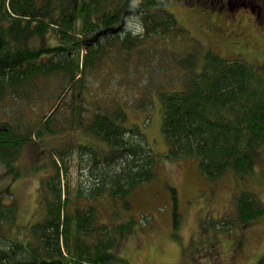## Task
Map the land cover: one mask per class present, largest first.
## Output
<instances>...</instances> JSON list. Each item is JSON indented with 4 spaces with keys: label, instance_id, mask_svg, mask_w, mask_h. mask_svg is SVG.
I'll return each mask as SVG.
<instances>
[{
    "label": "trees",
    "instance_id": "obj_1",
    "mask_svg": "<svg viewBox=\"0 0 264 264\" xmlns=\"http://www.w3.org/2000/svg\"><path fill=\"white\" fill-rule=\"evenodd\" d=\"M169 1L0 0V114L4 106L16 107L8 118L0 115V163L17 173L23 146L65 126L81 127L116 149L111 155L81 143L50 149L38 185L43 216L30 225L25 242L0 234L7 241L0 245V264H130L118 247L131 222H102L96 204L82 206L78 199L109 196L128 208L132 190L155 178L156 154L138 126L121 124L126 116L120 106L85 117L73 103L71 114L61 116V128L55 116L59 106L36 120L21 109L24 103L33 108L37 95L51 88L50 80L63 101L75 85L84 87L85 75L111 51L117 61L169 65L173 70L168 72L181 79L160 90L166 156L197 158L209 181L228 170L246 174L262 158L264 70L204 49L167 10ZM73 148L90 182L78 188L74 202L62 182ZM5 191L0 190V225L14 221L16 214L15 202L3 199ZM233 207L236 222L243 225L263 211L257 192L248 189L236 194Z\"/></svg>",
    "mask_w": 264,
    "mask_h": 264
},
{
    "label": "rangeland",
    "instance_id": "obj_2",
    "mask_svg": "<svg viewBox=\"0 0 264 264\" xmlns=\"http://www.w3.org/2000/svg\"><path fill=\"white\" fill-rule=\"evenodd\" d=\"M231 1L236 8L235 1L243 0ZM251 6L255 7L253 3H241L235 10L225 8L227 17L223 20L219 18L220 4L215 0H170L167 10L204 49L224 58L242 59L264 70V4L256 20ZM129 25H134V20ZM110 53L95 71L85 75L84 87L78 89L75 85L63 101L58 99L56 86L52 87L54 82L47 79L51 88L45 95H37L35 106L21 105L25 116L35 120L59 106L55 112L58 128L62 127L61 116L71 114L73 103L81 107L80 114L85 117L98 109L120 106L126 116L121 124L138 126L156 154L155 178L132 190L128 208L121 199L109 196L96 201L82 196L78 203L96 204L102 222H131L118 247L130 264H258L264 257V153L250 172L237 174L228 170L214 181L202 174L197 158L166 156L169 146L162 131L160 90L181 79L168 72L173 70L169 65L158 66L151 60L117 61V53ZM4 107L5 113L0 115L5 118L16 109ZM34 142L38 145L31 143L20 149L15 163L17 173L0 163V190H6L3 199L16 205L14 221L0 225V234L10 240L25 242L30 236V225L43 216L38 185L50 149L81 143L92 146L99 155L116 153L115 147L104 139L78 126L46 131ZM78 152L77 148L72 149L62 181L73 202L78 188L90 184ZM243 189L257 192L263 203L261 215L245 225L236 222L233 207L236 194ZM175 204L179 214L176 223ZM6 242L0 237V245Z\"/></svg>",
    "mask_w": 264,
    "mask_h": 264
},
{
    "label": "flooded vegetation",
    "instance_id": "obj_3",
    "mask_svg": "<svg viewBox=\"0 0 264 264\" xmlns=\"http://www.w3.org/2000/svg\"><path fill=\"white\" fill-rule=\"evenodd\" d=\"M215 2L218 3V4H220L219 9H220L222 15L219 18H221L222 20L223 19H226V17H227L226 14H225V12H223L225 8L226 9H229L230 11L231 10H235V9H238L239 8V5H241V3H242L243 6H246L248 3L249 4H252L253 3V5H255V7L254 6H251V8H250L251 11L250 12L254 15V19L256 20V19L260 18V9L262 7V3L264 4V0H243V1H235V7L236 8H233L232 1L231 0H215ZM203 3H205V2H203ZM211 3H212V1H211ZM255 10H256V12H255ZM212 18L213 19H216V17H214V16H212ZM261 259H264V257H262Z\"/></svg>",
    "mask_w": 264,
    "mask_h": 264
}]
</instances>
